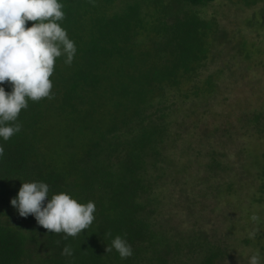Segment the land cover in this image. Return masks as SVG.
<instances>
[{
  "label": "trees",
  "instance_id": "trees-1",
  "mask_svg": "<svg viewBox=\"0 0 264 264\" xmlns=\"http://www.w3.org/2000/svg\"><path fill=\"white\" fill-rule=\"evenodd\" d=\"M60 2L73 62L56 59L51 98L29 100L21 131L0 139V264H249L257 249L264 264V102L253 111L235 102L236 125L225 118V130L206 123L233 76L227 64L211 73L210 62L226 53L251 68L261 45L244 34L230 40L198 11L216 0ZM241 123L254 133L237 134ZM34 181L50 196L95 202L93 223L66 237L19 216L10 201ZM117 235L131 257L106 252Z\"/></svg>",
  "mask_w": 264,
  "mask_h": 264
},
{
  "label": "clouds",
  "instance_id": "clouds-1",
  "mask_svg": "<svg viewBox=\"0 0 264 264\" xmlns=\"http://www.w3.org/2000/svg\"><path fill=\"white\" fill-rule=\"evenodd\" d=\"M63 7L60 0H0V139L3 141L21 131L18 117L28 108L29 100L51 98L50 77L56 59L64 56L66 64L73 62L77 52L75 42L59 23L66 16ZM29 21L34 22L30 27ZM5 82L10 83V92L3 87ZM3 155L4 148L0 145V158ZM49 193L48 184L42 181L24 182L10 203L19 216L32 215L44 229L64 233L66 237L77 236L93 223L95 202L82 204L65 192L51 196ZM113 250L121 259L133 255L132 246L120 235L106 247L107 253ZM62 254L73 253L70 247H65ZM249 264H260L258 249L250 256Z\"/></svg>",
  "mask_w": 264,
  "mask_h": 264
},
{
  "label": "rangeland",
  "instance_id": "rangeland-1",
  "mask_svg": "<svg viewBox=\"0 0 264 264\" xmlns=\"http://www.w3.org/2000/svg\"><path fill=\"white\" fill-rule=\"evenodd\" d=\"M243 1L247 2L250 0ZM197 9L205 17L217 18L222 26L226 27V29L231 32L230 35L235 34L230 36V40L235 39L238 41L239 36L244 34L247 36L249 41H256L257 44L259 43L255 48L258 49L261 45V48H263L262 54L264 56V1L257 3L255 6L244 9L243 5L240 4V0H216V2L212 4H209L205 7H198ZM257 49L255 51H257ZM232 50L233 49L230 48L229 54H232ZM247 53L249 52L247 51ZM260 58L261 57H259L258 60H252V62L255 63L251 64V68L247 66L249 63L245 65L236 61L238 64L235 65L234 60H229V56L227 57L226 53L222 55L221 60H218V58L215 60V62H210L209 69L211 73L216 72L217 68L220 69L224 67L223 64H227V70L233 71V76H231L229 72L226 73V76H228L230 80L225 81L224 86L221 87L219 98L216 100L217 102H220L217 111L214 113V115L206 117V120L208 121H206V123H208V126L212 128L218 125L217 127H222V130H225L227 128V119L228 123L231 125L230 127L235 126V118H237V106H235L234 103L237 101L241 104H245L244 107L252 111L260 108L259 106L262 102H264V63L261 62L264 61V58ZM227 70H225V72ZM222 115L224 118H222ZM193 121H196V119L194 118ZM189 122L190 121L186 122V126L189 125ZM248 125V123H241L242 127H239L242 130L237 134H242L246 131H249V135H252L254 130ZM201 126H204V124L201 123ZM185 131H183L182 134L185 133ZM235 131L236 130H234V132ZM244 140L245 139L243 138L239 143H244ZM198 187H200V185ZM168 191H172V188H168ZM241 191L245 192V190ZM173 199H178L176 194L173 195ZM246 210L247 209H244L245 215ZM176 211L178 212L179 217L183 218L180 209L178 208ZM253 214L255 213L252 212V215H250L251 218H253ZM209 216L215 217L216 215L210 213ZM236 217H238V215ZM215 224H217V221L213 222L212 227H214ZM224 228H220L219 232L222 229L224 230ZM254 228V224H252V228L249 231L253 233ZM252 233L251 235L254 237L253 235H255V233ZM260 235L261 239L259 243L263 247V253H261L264 257V227L260 230Z\"/></svg>",
  "mask_w": 264,
  "mask_h": 264
}]
</instances>
